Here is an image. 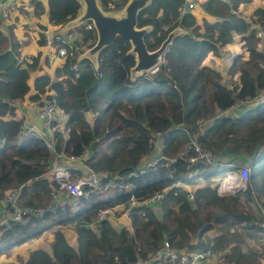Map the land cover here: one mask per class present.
Wrapping results in <instances>:
<instances>
[{
	"label": "trees",
	"instance_id": "1",
	"mask_svg": "<svg viewBox=\"0 0 264 264\" xmlns=\"http://www.w3.org/2000/svg\"><path fill=\"white\" fill-rule=\"evenodd\" d=\"M98 1L105 9L112 0ZM250 1L205 0L202 8L215 19L203 17L199 22L190 11L179 14L185 0H150L137 16L138 26L151 25L144 37L148 49L157 48L174 27L183 31L167 46L157 70L136 78L130 77L135 63L134 54L127 53L130 42L117 36L99 51L97 66L87 58L79 59L78 48L64 58L54 77L39 73L30 84L40 51L27 60L12 26L7 34L0 28V197L19 188L21 205L52 207L42 216L0 224V256L55 228L50 250L34 248L25 260L4 264H128L158 248L165 239L178 248H211L217 253L231 243L227 236L238 228L246 229L249 236V229H261L259 216L246 205L253 195L264 198V94L245 102L264 90V48H258L261 39L257 27L252 26H264V7H256L247 19L239 5ZM32 6L35 13L44 8L40 1ZM81 6L80 0H47L49 20L63 25ZM71 30L80 34L78 46L83 43L87 48L94 43V29L81 24ZM235 35L243 51L232 57L227 83L221 72L204 60L209 52L220 55V48ZM43 43L40 34L38 44ZM31 88L35 92L30 99L53 97L66 115L62 127L53 123L52 148L33 132L16 141L23 118L16 116L13 101L23 99ZM234 103L239 104L230 115L220 114ZM155 138L162 157L143 173L128 176L156 151ZM193 139L215 155L217 166L187 162ZM56 154L80 157L91 168L106 172L110 188L81 197L75 208L69 196L54 201L59 185L44 173ZM170 157L176 160L169 161ZM243 163L250 165L251 172L247 188L238 193L220 194L207 182L192 188L190 200L187 190L176 184L195 183L198 176L211 180ZM164 189L159 202L161 216L157 217L153 207L140 202ZM120 204L130 209L131 229L116 228L107 219L91 227L102 208ZM66 224L75 227L76 246L61 229ZM214 229L220 234L204 235ZM253 257L237 243L225 253L226 260L235 264L252 262Z\"/></svg>",
	"mask_w": 264,
	"mask_h": 264
},
{
	"label": "built area",
	"instance_id": "2",
	"mask_svg": "<svg viewBox=\"0 0 264 264\" xmlns=\"http://www.w3.org/2000/svg\"><path fill=\"white\" fill-rule=\"evenodd\" d=\"M36 0H0V13L7 14L9 8L26 5ZM125 2L123 0H112L110 1L105 10H118ZM197 4V0H185V2L179 8V14L182 15L186 12H192L193 8ZM51 24H54L50 21ZM87 29H94V25L91 21L87 20L84 22ZM40 34L44 40V44L51 46L57 55L66 57L71 55L78 46L75 42L68 40L61 30L53 29L48 23L40 29ZM256 35L260 37L261 41H264V30L257 28ZM30 60V59H27ZM260 94L254 96L259 99ZM253 99H247L245 102L252 101ZM239 103L231 104L228 108L220 111L221 115L231 114L238 106ZM61 110L57 104L55 98L43 100L38 107V118L41 122L40 127L34 125L26 126L27 132H33L35 135L43 138L46 145L52 148L54 142V129L53 123L59 122ZM157 137L159 132L156 133ZM156 137V138H157ZM155 138L156 151L153 152L154 156L149 155V158H145L141 164L131 170L128 176H137L143 173L146 168L153 165L157 160L162 157L161 145ZM192 153L187 155V162L191 165L201 163L209 167H215L219 164V161L215 155L206 148L202 147L201 144L193 139L191 145ZM185 151L182 152V156ZM181 156V154H179ZM71 158L80 160L78 161V169L80 172L77 173L69 166H62L56 162L51 165L50 168V179L55 180L59 188L63 190L67 196L70 197L72 206L75 208L78 204L79 199L88 198L92 193H103L110 187L109 181H106L108 174L104 171H98L91 168L86 163H83L80 157L70 156ZM169 161L174 162L176 157H170ZM229 164V163H228ZM222 166V165H221ZM77 169V168H76ZM250 178V165L248 163L240 164L235 170H228L227 173L222 177L215 180L209 179L205 181L215 186L218 193L220 194H234L236 191L244 190L247 188ZM228 179L229 182H225L224 188L222 183ZM183 187L185 182L176 183ZM184 188V187H183ZM187 190V189H186ZM164 190H160L150 195L148 198L140 202L146 207H153L159 205L160 201L164 198ZM20 189L12 188L9 189L3 196L0 197V224L6 223L9 220L15 222H22L26 217L31 215H44L48 210H51V206H33V205H21L19 202ZM187 197L193 200V190H187ZM254 201L257 204L259 210L258 225L264 231V207L258 198L253 195ZM135 202L132 201L131 205ZM256 206V205H255ZM115 206H109L102 208L95 216V219L91 226H95L99 220L107 219L108 217L115 214ZM215 252L211 248L206 249H194L188 250L186 247L178 248L173 246L169 240L165 239L163 243L153 251H149L144 257H137V259L130 261L128 264H196L199 260L209 259L214 255Z\"/></svg>",
	"mask_w": 264,
	"mask_h": 264
},
{
	"label": "crops",
	"instance_id": "3",
	"mask_svg": "<svg viewBox=\"0 0 264 264\" xmlns=\"http://www.w3.org/2000/svg\"><path fill=\"white\" fill-rule=\"evenodd\" d=\"M36 1H40L44 7L43 10L39 13L34 12L32 4L35 1H33L32 3H27L26 5H20V6L9 8L8 13L5 15L2 14V12L0 13V15H1L0 18L2 19L0 28L4 29L5 30L4 33L7 34L6 32L9 29V26H12L13 33H14L18 43L20 44L21 55L23 57H26L27 59L31 60L30 57L35 55L38 52V50L41 53L40 54V60L38 62V67L36 68V70L31 72L30 78L28 79V82L30 84H32V81H33V78L35 77V75H37L39 73L46 72L50 76L54 77L56 68L58 66H60L64 60V57L57 55L56 51L51 46H47L44 43L42 45L38 44V39L40 37V29L43 26H45L48 23L49 25H51V27L53 29L61 30L63 32V34L68 38V40L73 41L75 43H76V40L80 39V34L76 30H71V29H74L76 27H70V28L64 29V24L59 25V24H51L50 23V20L48 17L47 0H36ZM204 1L205 0H197V4L195 5V7L192 10V13L195 15L196 19L199 22L201 21V19L203 17H205L209 20L215 19L214 16H212L211 14H208L202 8L201 4ZM256 7H264V0H252L249 3L242 2L239 5V10H240L241 14H243V16H245V14H247V17L246 16L245 17L247 19H250L249 17L252 16V12ZM13 17L18 18V29H17V25H16L17 22H14V24H13L12 23L13 20L10 21V18H13ZM21 26L24 28H21ZM79 26H77V27H79ZM252 26L255 28L256 27L259 28L258 23H253ZM263 28H264V26H263ZM233 41H235L236 43H238L240 45V38L238 35L234 36ZM227 45L223 46L222 48L226 49ZM257 46H258V48H262V47L264 48L261 40L259 41ZM78 47L80 48L81 52H83L86 49V46L83 43L80 44ZM222 48L220 50L221 52H220V55L218 57L223 58L224 56H226L228 58L227 59V67H226L225 71H220V69L218 67L219 61H215L217 59V57H216L217 55L213 54L212 56L209 57V60L211 62V66H213L214 68H216L217 70H219L221 72L223 79L224 78L228 79L227 68H228L229 64L231 63L233 56L230 57V54H229L227 49L224 50V52H222L223 51ZM234 78L235 79L237 78V74L234 75ZM34 92H35L34 89L31 88V90L26 94V96L23 99H17L16 102L13 101L14 105L16 106V108H15L16 116L23 118L22 132L24 131L23 132L24 135L27 133V131L25 129L26 126H30V125H34L36 127L41 126V122L38 118V107L44 99L42 98L41 101H36V100L30 99V94H33ZM52 93H53V91L50 92V94H52ZM263 94H264V90L261 91L259 99L263 96ZM257 99H253L252 101H255ZM61 114L63 116H60L58 126L62 127L65 120H66V115L62 111H61L60 115ZM152 156H154L153 153H152ZM78 161H80V160L71 158L68 155L56 154L50 165H52L53 163L56 162L59 165L69 166L73 170H75L76 168L78 169V166H79ZM208 180L209 179L206 178L205 176H198V179L195 183H189V184L184 185L183 187L187 190L188 189L192 190V188L194 186H196L197 184L206 183L205 181H208ZM67 198H68L67 194L61 189H57L54 193V201L62 200V199L66 200ZM252 201L254 202V198L252 199ZM260 202H261V200H260ZM261 204H262V202H261ZM263 207H264V205H263ZM253 208H254V212H256V214L259 216V210H258L257 204L255 202L253 204ZM115 209H116L115 214L108 217L107 220H109V222L116 228H119L121 226H125V227H128L129 229H131L129 207H125L124 205L120 204V205H115ZM67 225H71L70 228L68 227V230H66ZM73 226H74L73 224H66V225L61 226V229L64 231V234H65L67 240L69 241V243L76 246V231L73 228ZM54 229L55 228L48 229V230L44 231L39 237L27 240L25 242H22V243L16 245L11 251L7 252L6 254H2L0 256L1 257L0 258V264H4L5 262L10 261V260H13V261L25 260L28 257L30 250H32L34 248L42 247V248H45L47 250H50L51 249V242L54 238L53 237ZM215 234H217L216 229L207 231L204 235L213 236ZM261 235L264 237V231H263V234H261ZM218 253L219 252H217L215 254V255H217V258L219 255ZM262 255H264V254L260 253L259 256H262ZM216 261H217L216 256H212L206 260H199V261H197L196 264H214ZM18 263L23 264V262H18Z\"/></svg>",
	"mask_w": 264,
	"mask_h": 264
},
{
	"label": "water",
	"instance_id": "4",
	"mask_svg": "<svg viewBox=\"0 0 264 264\" xmlns=\"http://www.w3.org/2000/svg\"><path fill=\"white\" fill-rule=\"evenodd\" d=\"M82 6L77 15L64 23V29L77 27L89 20L94 25L96 38L94 43L79 53V59L87 58L94 65H98L99 51L110 45L117 36L130 42L127 53L134 54L135 63L130 68V77L136 78L148 70L157 67L163 61V54L173 38L183 29L176 26L171 29L155 49H148L144 40L151 30V25H137V16L150 0H126L118 10H105L98 0H80ZM235 193H238L236 191ZM157 217L161 216L160 205L153 206Z\"/></svg>",
	"mask_w": 264,
	"mask_h": 264
},
{
	"label": "rangeland",
	"instance_id": "5",
	"mask_svg": "<svg viewBox=\"0 0 264 264\" xmlns=\"http://www.w3.org/2000/svg\"><path fill=\"white\" fill-rule=\"evenodd\" d=\"M198 15V14H197ZM243 15V14H242ZM1 16V15H0ZM245 16L247 17V14H245ZM244 16V17H245ZM245 17V18H246ZM249 17V16H248ZM250 18V17H249ZM13 20V21H12ZM10 21H12V23L14 24V22H17L16 25H17V29H18V18H10ZM21 28H24L21 26ZM263 30L264 28L261 27ZM16 29V28H15ZM260 38V37H259ZM261 43V42H260ZM79 48V47H78ZM222 48V47H221ZM220 48V50H221ZM230 54V57L234 56L235 54L237 53H240L243 51V48L238 44L236 43L235 41H233L232 43L228 44L227 45V48H226ZM224 48H222V52H224V50H226ZM221 52V51H220ZM219 52V53H220ZM214 53L213 52H209L204 60V62L208 65H211V62L209 60V57L212 56ZM219 55H217V59L215 61H219V64H218V67L220 69V71H225L226 70V67H227V57L224 56L223 58H220L218 57ZM157 70V67H154L150 70H148L147 72H145V74L147 75H151L152 73H154L155 71ZM224 80L229 83V79H225ZM14 102H16V100H14ZM60 116H63L62 114ZM60 120V119H59ZM24 132V131H23ZM23 132L19 133L16 137V141H19L21 140V137L24 136ZM185 148V147H183ZM50 168H51V165L49 167V169L44 173L45 176H47L48 178H50ZM211 168V167H209ZM250 172H251V169H250ZM227 172H221L219 173L217 176H215V180L218 179V178H222ZM213 178V179H214ZM245 190V189H244ZM244 190H239L238 192H241V191H244ZM8 191V190H7ZM6 191V192H7ZM5 192V193H6ZM258 200L260 201L262 198H260L259 196H257ZM264 199V198H263ZM255 202V201H254ZM253 201L249 200L246 202V205L247 207L249 208H253V204H254ZM253 203V204H252ZM263 207V205H262ZM254 209V208H253ZM71 225H67V229L68 230V227L70 228ZM73 228H75L73 226ZM93 228H95V226H93ZM217 230V229H216ZM258 228H251L249 229L247 232H251L250 236L247 235L246 233V229H242L241 227L238 228V231L237 233L235 234H229L227 236L228 240H231V243L227 244L223 251L219 252L218 254V258H217V255H215L216 253H214L213 256H216V259L217 261L214 263V264H235L233 261H227L226 258H225V253L229 252L231 250V245L234 244V243H237L245 252H247L249 255L250 254H253L254 255V259L252 262H239L237 264H264V255L262 256H259L260 253L264 254V237L261 235L263 234V231ZM217 235L220 234V231L217 230ZM216 235V236H217ZM70 237V236H69ZM226 241V239H225ZM74 246V245H73ZM1 258V257H0Z\"/></svg>",
	"mask_w": 264,
	"mask_h": 264
},
{
	"label": "bare ground",
	"instance_id": "6",
	"mask_svg": "<svg viewBox=\"0 0 264 264\" xmlns=\"http://www.w3.org/2000/svg\"><path fill=\"white\" fill-rule=\"evenodd\" d=\"M225 182H229V180L228 179H225V181L222 183V187L224 188V184H225Z\"/></svg>",
	"mask_w": 264,
	"mask_h": 264
}]
</instances>
